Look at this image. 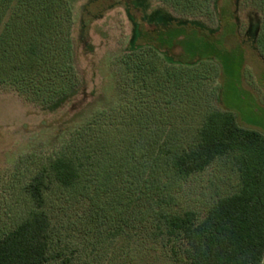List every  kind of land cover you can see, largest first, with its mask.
<instances>
[{
    "label": "rangeland",
    "instance_id": "rangeland-1",
    "mask_svg": "<svg viewBox=\"0 0 264 264\" xmlns=\"http://www.w3.org/2000/svg\"><path fill=\"white\" fill-rule=\"evenodd\" d=\"M73 6L70 37L77 95L58 111L48 112L32 96L19 95L14 85L0 86V240L32 213L43 212L50 220L46 264L60 259L72 264H181L179 243L168 236L161 215L192 211L201 221L219 198L237 192L234 155L171 184L160 168L151 170L156 150L148 152L134 139L121 146L123 134L110 128L113 122L119 126L144 116L149 131L143 134L152 137L156 132L159 142H166L165 150H179L187 147L204 112L226 109L240 127L264 135V53L256 43L264 16L262 0H77ZM221 13L234 24V36L226 39L224 52H213L212 46L196 52V59L217 65L206 62L212 70L195 86V100L185 95L175 101L169 91L150 87L144 91V80L153 78L137 69L149 64L144 53L132 58L135 74L126 71L122 59L132 48L133 20L149 30L191 26L214 41L220 37ZM183 47L178 43L163 55L187 62ZM218 66L228 68L225 75ZM187 87L181 86L180 92ZM113 102L119 103L111 110ZM95 108L105 113L87 141L103 147L94 157L88 148L81 182L62 189L48 172L50 160L59 152L60 140L69 139L71 122L87 118ZM125 131L129 138L135 135L130 129L119 132ZM41 170L48 178L44 205L38 208L26 187ZM150 176L161 180L159 208L147 190Z\"/></svg>",
    "mask_w": 264,
    "mask_h": 264
},
{
    "label": "trees",
    "instance_id": "trees-1",
    "mask_svg": "<svg viewBox=\"0 0 264 264\" xmlns=\"http://www.w3.org/2000/svg\"><path fill=\"white\" fill-rule=\"evenodd\" d=\"M76 1L0 0V26L6 13L10 12L0 31V86L14 85L19 95L32 96L48 112L58 111L78 93L70 37L72 9ZM170 1L179 4L181 0ZM185 1L192 3L194 0ZM262 4L264 6V0ZM133 21L135 35L132 48L122 59L126 71L134 75L136 70L132 68V58L144 53L143 58L149 64L144 68L139 64L137 69L145 78L149 74L153 78L144 80L147 84L143 90L150 87L156 92L169 91L175 101L185 95L190 101L195 100V91L198 89L195 90V86L200 87L206 79L204 73L208 69L212 70L206 62L214 61L196 59V52L209 46H212L213 52H224L226 39L234 36V24L222 13L218 17L220 37L214 41L210 35L191 26L149 30L143 27L142 22ZM216 42L220 43L219 47ZM178 43L184 46V57L189 58L187 62H182L180 56L169 61L163 55L166 49ZM256 43L264 53V16ZM218 67L222 75L228 71L224 66ZM184 85L188 87L183 94L180 87ZM117 103H112L111 110ZM104 113L102 108H95L87 118H76L71 122L69 139L60 140L59 152L51 158L48 172L62 189H72L81 182L89 159L88 148L92 149L94 157L93 152L103 147L98 145V141L92 147L93 144H89L87 138L90 139L91 131L99 128V120ZM143 117L127 120L123 124L119 123V126L113 122L114 126L110 125V129L123 134L121 146L126 145L127 140L134 139V143H143L148 152L156 150L151 170L159 171L160 168L159 173L167 177L171 184L203 172L220 157L234 155L240 185L237 192L219 198L201 221H197L192 211L161 215L168 236L179 243L181 264H262L264 135L240 127L235 116L226 109L208 110L201 115V122L194 129L186 148L165 150L166 142H159V134L154 132L152 137L148 133L143 134L149 131ZM126 129L134 130L135 135L129 138L128 131L119 132ZM112 144L107 143L108 148ZM67 149L68 153L65 151ZM153 172L152 176L158 173ZM47 178L46 172L41 170L26 187L38 208L44 205ZM148 180L151 182L148 183ZM148 180L147 190L152 191L153 201L159 208L161 180L151 176ZM49 230L48 216L43 212L32 213L0 240V264H46L49 261ZM58 264L72 263L69 259H60Z\"/></svg>",
    "mask_w": 264,
    "mask_h": 264
}]
</instances>
